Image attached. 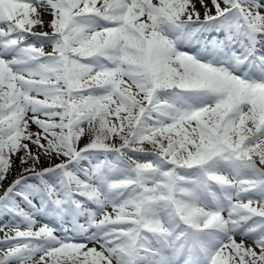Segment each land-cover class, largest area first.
<instances>
[{
  "label": "snow or ice",
  "instance_id": "1",
  "mask_svg": "<svg viewBox=\"0 0 264 264\" xmlns=\"http://www.w3.org/2000/svg\"><path fill=\"white\" fill-rule=\"evenodd\" d=\"M0 264H264V0H0Z\"/></svg>",
  "mask_w": 264,
  "mask_h": 264
},
{
  "label": "rangeland",
  "instance_id": "2",
  "mask_svg": "<svg viewBox=\"0 0 264 264\" xmlns=\"http://www.w3.org/2000/svg\"><path fill=\"white\" fill-rule=\"evenodd\" d=\"M3 236V232H0V237H2Z\"/></svg>",
  "mask_w": 264,
  "mask_h": 264
}]
</instances>
